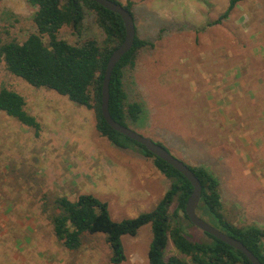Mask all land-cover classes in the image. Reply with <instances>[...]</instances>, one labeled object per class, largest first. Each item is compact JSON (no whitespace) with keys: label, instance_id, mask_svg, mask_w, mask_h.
Returning a JSON list of instances; mask_svg holds the SVG:
<instances>
[{"label":"rangeland","instance_id":"rangeland-1","mask_svg":"<svg viewBox=\"0 0 264 264\" xmlns=\"http://www.w3.org/2000/svg\"><path fill=\"white\" fill-rule=\"evenodd\" d=\"M126 5L127 0H116ZM136 33L149 41L126 73L129 101L142 104L128 128L159 142L186 165H204L219 181L224 217L264 228V0H129ZM27 0L0 2V38L22 42L34 32ZM70 44L101 41L92 16ZM21 95L38 135L0 112V264H111L102 234L84 235L77 251L54 237V200L89 194L108 204L115 221L151 210L169 182L137 150L118 149L96 131L92 110L36 89L0 62V88ZM151 190L146 197L143 190ZM195 241H207L184 222ZM149 225L122 238L126 261L148 264ZM168 244L165 259L175 255ZM186 264H190L188 259Z\"/></svg>","mask_w":264,"mask_h":264},{"label":"trees","instance_id":"trees-1","mask_svg":"<svg viewBox=\"0 0 264 264\" xmlns=\"http://www.w3.org/2000/svg\"><path fill=\"white\" fill-rule=\"evenodd\" d=\"M27 1L35 8L32 17L34 32L22 42H5L0 38V62L7 72L33 88L53 91L77 106L92 110L95 128L101 137L118 149L137 150L143 157L151 159L154 168L169 182L168 189L151 210L120 221L113 220L108 204L93 195L83 194L75 201L66 197L56 198V212L49 217L56 240L67 250L77 251L82 246L84 235L102 234L110 248L109 262L122 264L126 261L122 238L135 237L142 227L149 225L148 264H186L185 258L190 264H251L242 252L208 234L203 233L207 241L191 239L184 225L187 222L192 226L185 213L186 202L193 190L191 184L143 146L111 129L102 117L101 86L106 64L125 37L120 16L93 0ZM238 1L230 0L227 10L210 25L226 20ZM123 7L134 19L132 2L127 0ZM88 16L93 17L101 32V41L85 38L80 43L70 44L59 38L63 28H70L72 33L81 35ZM152 46L136 33L132 48L112 71L108 109L111 118L122 126L140 124L144 120L146 112L142 104L129 101L125 78L127 72L134 70L140 52ZM25 107L26 102L21 95L5 87L0 88V112L33 129L37 136L40 125ZM188 167L202 187L197 215L240 241L264 264V228L256 225L237 227L229 222L222 213L218 179L204 165ZM169 243L176 254L165 259Z\"/></svg>","mask_w":264,"mask_h":264},{"label":"water","instance_id":"water-1","mask_svg":"<svg viewBox=\"0 0 264 264\" xmlns=\"http://www.w3.org/2000/svg\"><path fill=\"white\" fill-rule=\"evenodd\" d=\"M106 10L116 13L120 16L124 29L125 37L123 42L111 54L105 68V73L101 86V114L108 126L119 134L127 137L135 143L143 146L153 156L161 159L173 169L184 176L191 184L193 190L189 196L185 213L190 224L197 228L202 233L208 234L213 238L223 242L231 248L242 252L251 264H261L259 260L238 240L231 238L227 234L221 232L217 228L210 225L204 219L197 215V208L201 199L202 187L196 176L190 170L188 165L175 158L168 150L152 141L149 138L142 137L136 132L130 130L128 127L122 126L115 122L109 114V83L112 71L120 59L132 48L136 36V29L133 16L120 3L112 0H93Z\"/></svg>","mask_w":264,"mask_h":264},{"label":"crops","instance_id":"crops-1","mask_svg":"<svg viewBox=\"0 0 264 264\" xmlns=\"http://www.w3.org/2000/svg\"><path fill=\"white\" fill-rule=\"evenodd\" d=\"M143 194L146 196V197H150L152 195V192L151 190H143Z\"/></svg>","mask_w":264,"mask_h":264}]
</instances>
